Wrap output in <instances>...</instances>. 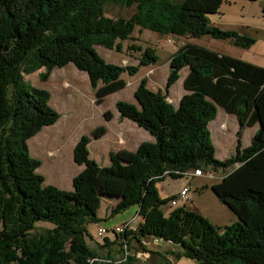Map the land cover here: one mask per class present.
Segmentation results:
<instances>
[{
	"label": "trees",
	"instance_id": "16d2710c",
	"mask_svg": "<svg viewBox=\"0 0 264 264\" xmlns=\"http://www.w3.org/2000/svg\"><path fill=\"white\" fill-rule=\"evenodd\" d=\"M226 0H0V264H173L187 258L196 264H264V68L189 43L169 59L164 90L151 91L142 80L134 92L138 104L117 101L121 119L149 132L153 142L135 151L121 149L101 167L89 159L90 138L98 139L104 126L82 136L73 150V162L84 168L72 180L70 191L45 185L37 172L41 161L29 153L28 141L60 115L49 105L50 93L27 87L24 76L39 73L46 82L54 68L72 64L85 72L98 103L126 86L123 73L135 75L154 65L155 51L146 49L136 66L106 62L101 46L121 53L135 27L159 35L200 38L210 36L246 49L254 40L211 25ZM134 8L132 15L114 18L106 7ZM136 49L133 45L127 49ZM187 72L185 93L174 106L170 88ZM221 108L238 122L232 156L218 160L208 124ZM106 120L112 115L104 112ZM258 125L247 147L242 130ZM207 167L222 177L211 191L236 217L223 228L212 226L195 210L179 208L164 215L156 184L167 176ZM105 197L117 198L110 215L132 206L142 218L110 241L102 236L99 255L85 242L89 224L102 221L97 212ZM47 222L50 225H37ZM222 230V232L220 231ZM157 239L171 250L146 249L142 239ZM95 243V245H96ZM111 244L121 258L110 255ZM149 258L140 263L137 252Z\"/></svg>",
	"mask_w": 264,
	"mask_h": 264
},
{
	"label": "rangeland",
	"instance_id": "374dc122",
	"mask_svg": "<svg viewBox=\"0 0 264 264\" xmlns=\"http://www.w3.org/2000/svg\"><path fill=\"white\" fill-rule=\"evenodd\" d=\"M133 12L134 8L122 9L117 6L106 7V14L114 18L121 17L127 19ZM237 18L238 17H236V19ZM209 20L221 26L226 23L229 25L235 24L230 17L227 19L219 14L210 15ZM131 37L130 40L122 43L123 51L121 53L105 49L101 46L96 47V51L108 63L121 66H136L141 53L146 49H153L156 56L155 64L140 67L138 72L132 76L123 73L121 78L125 80L126 86L105 96L101 104L97 102L98 97L96 96L95 90L91 87L86 73L77 70L72 64H68L62 68H54L46 82H41L38 78L39 73H45L47 71L45 68L24 76L27 87L45 89L50 93L49 105L60 115L57 123L52 126L43 127L37 135L28 141L30 155L32 156L33 154L41 161L42 166L37 172L46 178L47 183H44L45 185H53L66 191L71 190L68 189L72 184L70 179L72 178L71 176L75 175L71 168V164L74 163L73 150L78 140L82 136H90L91 132L96 127L104 126L106 129V123L110 124L109 129L115 130L120 119V115L115 108V103L117 101H123L129 104L132 103L135 107H138L134 98V92L142 80H146V87L149 90L163 91L168 75L169 59L181 47L189 43L220 51H225L227 47H236L229 41L216 40L210 36L196 38L192 36L178 37L174 35H159L151 30L139 27H135ZM131 45L136 49H127V47ZM72 69H74L75 73L79 74L78 77H74L72 73H70ZM186 72V68L181 70L179 80L170 88L167 100L174 106L177 105L176 101L179 97L185 93L182 81ZM66 77V81L62 83L64 85L60 84L62 79ZM73 78H75V80L69 84L68 80H73ZM106 111H109L112 115L110 120H106L104 117V112ZM217 113H224V110L218 108ZM227 126L228 130L226 135L221 136L213 129V121L208 124L211 141L215 148V158L218 160H224L232 156L235 152V134L238 130V123L236 120L229 121ZM254 128H257V125ZM254 128L249 127L242 130L241 144L243 147H247L250 144ZM72 145H74L72 150H69L68 146ZM219 173H222L221 169L207 167L206 170L203 171V176L199 178L190 174H182L181 177L176 178L167 176L164 179V183L158 186V192L165 200L169 198L170 200L174 199L176 201V206H170L169 202L161 204L160 209L164 215L167 216L169 212L175 209L185 208L199 212L214 227L223 228V226H231L233 222L235 223L237 219L234 214L224 204L219 202L210 188L212 178H210L209 175L212 174L214 176L215 174L216 176ZM181 186L189 188L187 201L178 198L177 193ZM165 193H167L168 196ZM103 200L104 199H102L101 203ZM132 209L133 214L137 212L135 206ZM122 212L115 214L114 217ZM120 217L122 216L117 217L115 220ZM141 220L142 218L137 216L136 213L132 221L133 223L129 222V224H133V228H136ZM110 224L112 223L107 220H103L96 224H89L87 230L91 238L88 236L85 238L87 245L93 248L96 241L101 242L102 237H98L96 231L99 227L106 228L105 226H109ZM37 225L50 224L47 222H38ZM220 231L222 232V230ZM108 235L112 234L107 233L105 236ZM142 244L146 249L151 250L165 251L171 250L172 248V246L164 244L163 242L160 243L159 240L154 238L142 239ZM120 252L121 250H119V253ZM136 256L140 263L149 258V254L142 250L137 252ZM172 262L173 264H196L195 261L183 257L179 259L172 258Z\"/></svg>",
	"mask_w": 264,
	"mask_h": 264
},
{
	"label": "crops",
	"instance_id": "0c3cea01",
	"mask_svg": "<svg viewBox=\"0 0 264 264\" xmlns=\"http://www.w3.org/2000/svg\"><path fill=\"white\" fill-rule=\"evenodd\" d=\"M222 15V17H225L228 19L230 17L235 24L229 25V24H223L221 26L220 24L217 23H211L214 27L222 30H231L235 31L241 35L248 36L254 40V43L246 49L240 48V47H227L225 51H220V50H215L219 53L226 54L229 56H232L237 59H241L244 61H247L251 64L260 66L264 68V2H259L257 0H226L220 7L219 13L216 15ZM215 15V14H213ZM236 17H238L236 19ZM230 42V41H229ZM231 43V42H230ZM232 44V43H231ZM233 45V44H232ZM235 46V45H233ZM237 48V49H236ZM74 77H78L79 74L75 73L74 69L70 71ZM71 75V74H70ZM87 75V74H86ZM67 77L65 79H62V83L66 81ZM75 78L69 79L68 82L69 84L74 81ZM125 81V80H124ZM64 85V84H62ZM170 91V90H169ZM180 99V97H179ZM179 99L176 101L178 104ZM236 118L234 115L227 114L226 112L224 113H217L216 118L213 120V129L216 130V132L221 135L225 136L228 130V122L229 121H235ZM237 121V120H236ZM57 123V122H56ZM238 123V122H237ZM107 132L103 136H101L98 139H90L89 144L87 145L88 148V155L89 158L93 161H95L99 166L104 167V166H109L110 165V155L112 153H115L121 149H125L128 151H135L138 145L142 142H153L154 137L144 130L143 128L139 127L136 123H134L131 120L128 119H119V123L117 125V128H113L115 130L109 129L110 124H105ZM256 125L252 126L251 128H254ZM254 128L253 135L258 129ZM252 135V136H253ZM242 139V138H241ZM74 145L68 146L69 150H72ZM32 156H34L32 154ZM36 157V156H34ZM37 158V157H36ZM38 159V158H37ZM42 166V164H41ZM40 166V167H41ZM71 168L73 169L75 175L78 174V172H81L84 168L83 165H77V164H71ZM74 175V176H75ZM223 173H219L218 175L214 176L210 174V178H212V183L211 185L215 184L221 177ZM74 176H71L72 178L70 179L72 183V179ZM201 177V176H200ZM199 178V177H197ZM165 180L159 182L156 184V188L158 190V186L160 184L164 183ZM44 183L46 184V178H44ZM53 183V182H52ZM56 184V183H55ZM186 188V186H181L179 189L178 193L183 189ZM188 188V187H187ZM69 190L72 189V184ZM189 190V188H188ZM159 193V192H158ZM177 193V194H178ZM189 193V191H188ZM187 193V195H188ZM167 196L168 194L165 193ZM163 194V195H165ZM159 196L161 197V194L159 193ZM162 198V197H161ZM188 198L186 199V201ZM118 202L117 198H107L105 197L103 202L100 205V208L97 212L98 218L103 220H107L108 222L110 221L112 224L109 226H105L106 228H113V227H121L129 222H132L134 219V214L132 213L133 207H130L126 210H124L121 214H118L114 217L115 214L110 215L111 209L116 205ZM169 202V201H168ZM136 210L138 209L135 207ZM123 214V215H122ZM133 214V215H132ZM122 216L115 220L117 217ZM236 222V221H235ZM133 223V222H132ZM234 223V222H233ZM129 227H133V224H129ZM225 227V226H223ZM100 228V227H99ZM110 241L114 240V236L108 235L106 236ZM103 244V241H97V243ZM160 243L163 241H159ZM93 245V248H95L96 252L99 255H104L102 254L103 249L100 248V246ZM164 244H167L169 246H172L171 244L167 242H163ZM111 251L109 252L111 257L113 258H121L122 253H119V248L111 244ZM173 249V248H171Z\"/></svg>",
	"mask_w": 264,
	"mask_h": 264
},
{
	"label": "built area",
	"instance_id": "2783aa9c",
	"mask_svg": "<svg viewBox=\"0 0 264 264\" xmlns=\"http://www.w3.org/2000/svg\"><path fill=\"white\" fill-rule=\"evenodd\" d=\"M257 1L264 2V0H257ZM182 174H190V175H192L194 177L203 176V172L201 170H199V169H196V170H193V171H189V172H184ZM188 191L189 190H188L187 187L186 188H183L177 194L178 195V198L181 199V200H186L187 199V193H188ZM169 204H170V206H176V201L174 199H171L169 201ZM126 227H129V223H127V224H125V225H123L121 227H113V228H109V229L108 228H102V227H100V228L97 229L96 234H97L98 237L105 236L107 233H109V231H113V232H115L117 234H121V233H123V231H124V229ZM129 228L131 230H133V231L135 230V228H133V227H129ZM155 242H156V240H155Z\"/></svg>",
	"mask_w": 264,
	"mask_h": 264
},
{
	"label": "clouds",
	"instance_id": "9594fccd",
	"mask_svg": "<svg viewBox=\"0 0 264 264\" xmlns=\"http://www.w3.org/2000/svg\"><path fill=\"white\" fill-rule=\"evenodd\" d=\"M170 201V200H169Z\"/></svg>",
	"mask_w": 264,
	"mask_h": 264
}]
</instances>
